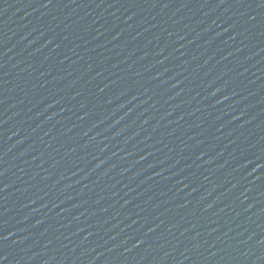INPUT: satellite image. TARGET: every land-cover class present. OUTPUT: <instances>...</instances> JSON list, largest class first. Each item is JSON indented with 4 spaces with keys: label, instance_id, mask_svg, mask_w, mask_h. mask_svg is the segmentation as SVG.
Listing matches in <instances>:
<instances>
[{
    "label": "water",
    "instance_id": "95a60500",
    "mask_svg": "<svg viewBox=\"0 0 264 264\" xmlns=\"http://www.w3.org/2000/svg\"><path fill=\"white\" fill-rule=\"evenodd\" d=\"M0 264H264V0H0Z\"/></svg>",
    "mask_w": 264,
    "mask_h": 264
}]
</instances>
